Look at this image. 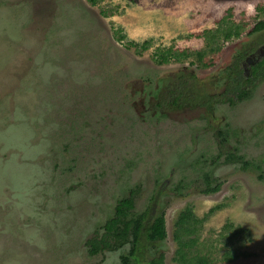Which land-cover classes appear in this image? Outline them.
Returning <instances> with one entry per match:
<instances>
[{"label": "rangeland", "instance_id": "374dc122", "mask_svg": "<svg viewBox=\"0 0 264 264\" xmlns=\"http://www.w3.org/2000/svg\"><path fill=\"white\" fill-rule=\"evenodd\" d=\"M222 17L240 34L209 50L195 34ZM258 20L264 0H0V264H114L129 244L90 254L85 242L130 190L132 212L165 215L140 264L154 250L178 264L186 206L203 217L193 251L209 264H264V77L233 102L224 77L240 51L246 74L264 53V27L248 32ZM144 38L141 51L127 43ZM156 45L205 48L207 64H158ZM228 222L249 230L229 261Z\"/></svg>", "mask_w": 264, "mask_h": 264}, {"label": "trees", "instance_id": "16d2710c", "mask_svg": "<svg viewBox=\"0 0 264 264\" xmlns=\"http://www.w3.org/2000/svg\"><path fill=\"white\" fill-rule=\"evenodd\" d=\"M87 1L92 4L97 2V0ZM262 27H264V20H258L248 32ZM240 28L241 22H235L228 17H222L217 27L205 28L195 35L206 37L209 43L208 49L214 50L219 47V44L215 42V37L217 38L222 35L225 37L238 36L240 34ZM115 31H118V39L124 38L121 30L117 28ZM127 43L133 46L135 50L141 51L151 45V39H128ZM205 51V48L189 49L156 45L152 51V58L156 63L161 64L170 59L179 60L187 58L190 55H195L198 60L207 64L203 59ZM243 60H246V56L242 50L236 55L233 63L227 67L225 72L224 77L226 79L228 78L230 82L232 81V84L229 86L231 93L225 97L229 102L234 101L233 95L241 99L248 94L249 84L264 77V53L251 63V71L249 74L245 73L244 66L241 64ZM217 136H219V139L225 140V131L217 129ZM241 157L228 151L224 159L228 161L240 160ZM206 181L210 183V179L207 176ZM218 186L219 184L213 187H207L204 191H216ZM132 193L133 190H130L128 197L116 202L113 214L103 224V230L100 233L96 232L86 239L85 243L90 254H95L105 249H118L129 244L128 250L121 252L119 254V260L114 264H140L137 250L142 235L151 241L161 240L166 237L164 210H160L158 213L152 215L150 221L147 222V213L145 210L139 213L131 211L134 205ZM202 220L203 217L197 216L190 206L181 209L175 217L173 237L176 239L177 246L174 252V259L177 260L178 264H209L211 262L212 259L207 254L193 251L196 243V237L194 235L196 225ZM225 226L229 230V234H226L227 240L224 241L226 247H223L222 258L229 261L239 254L246 253L245 251H241L240 248H233L231 243L233 239L249 237V234H247L249 230L238 225H233L231 222L226 223ZM145 264H166L164 252L154 250V253L149 256Z\"/></svg>", "mask_w": 264, "mask_h": 264}]
</instances>
